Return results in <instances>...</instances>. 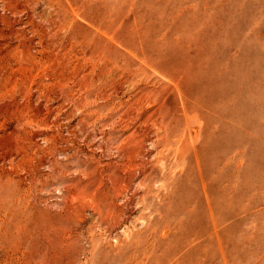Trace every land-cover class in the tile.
Returning <instances> with one entry per match:
<instances>
[{
	"label": "rangeland",
	"instance_id": "1",
	"mask_svg": "<svg viewBox=\"0 0 264 264\" xmlns=\"http://www.w3.org/2000/svg\"><path fill=\"white\" fill-rule=\"evenodd\" d=\"M5 3L0 264H264V0Z\"/></svg>",
	"mask_w": 264,
	"mask_h": 264
},
{
	"label": "bare ground",
	"instance_id": "2",
	"mask_svg": "<svg viewBox=\"0 0 264 264\" xmlns=\"http://www.w3.org/2000/svg\"><path fill=\"white\" fill-rule=\"evenodd\" d=\"M1 1L4 3V6H6V3H5L6 0H1ZM6 8H7V7H6ZM3 30H4V29H3ZM20 93H21V92H20ZM25 115H26V114H25ZM130 185H131L130 182H126V181H125V183H124L123 185L121 184V185L119 186V189L122 190V189L129 188ZM115 187H116V185H115ZM117 188H118V187H117ZM121 202H122V201H121ZM116 212H117V216H120V215H121V211H120V210H118V211H116ZM114 214H115V213H114ZM71 218H72V217H71ZM35 257H36V256H35ZM8 260H9V259H8Z\"/></svg>",
	"mask_w": 264,
	"mask_h": 264
}]
</instances>
